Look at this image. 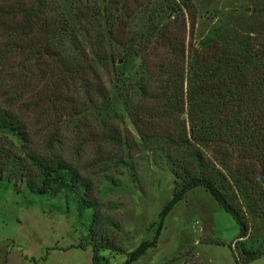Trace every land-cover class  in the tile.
I'll return each instance as SVG.
<instances>
[{
  "label": "trees",
  "instance_id": "16d2710c",
  "mask_svg": "<svg viewBox=\"0 0 264 264\" xmlns=\"http://www.w3.org/2000/svg\"><path fill=\"white\" fill-rule=\"evenodd\" d=\"M65 1L70 16L56 0H0V92H7L0 93V132L24 149L30 140L20 112L45 105L71 117L87 114L109 99L98 68L134 63L129 80L120 81L123 106L137 138L161 155L176 187L153 240L128 252L125 264L157 246L165 218L195 188L210 193L239 225L236 264L263 256L264 238L257 250L239 241L249 231L243 201L264 216V0H251L247 13L200 40L197 0ZM77 80L88 92L80 111L63 106L71 99L61 92ZM98 122L103 141L121 143L119 129ZM0 180L24 182L37 195H79L90 187L65 159L19 153L7 140L0 141ZM93 218L95 263L100 250L124 253L105 239V218L96 212Z\"/></svg>",
  "mask_w": 264,
  "mask_h": 264
},
{
  "label": "rangeland",
  "instance_id": "374dc122",
  "mask_svg": "<svg viewBox=\"0 0 264 264\" xmlns=\"http://www.w3.org/2000/svg\"><path fill=\"white\" fill-rule=\"evenodd\" d=\"M56 1L70 16L66 1ZM196 6V38L200 40L213 26L247 13L251 0H197ZM76 31L88 48L87 37L78 25ZM132 64L116 62L109 70L98 68L109 99L99 101L87 114L71 117L45 105L20 112L30 140L24 149L14 135L0 132V141L12 143L19 153L35 151L63 158L90 183L87 193L78 195L69 190L51 196L30 192L24 182L14 186L0 180V264H125L128 252L153 240L159 214L173 196L176 178L161 155L139 141L127 117L119 87L120 81L129 80ZM82 86L77 80L61 90L71 99L63 106L77 108L86 100L88 92ZM0 93L7 92L2 89ZM91 94L98 98L93 91ZM98 118L121 131L120 144L102 140ZM133 141L134 146L129 147ZM86 196L92 201L90 207ZM243 203L249 231L239 242L257 250L263 245L264 216ZM95 212L105 218L100 222L105 239L125 251L100 250L96 263L89 237L97 228ZM239 233V225L212 195L195 188L165 218L157 246L132 264H236L234 245ZM248 264H264V255Z\"/></svg>",
  "mask_w": 264,
  "mask_h": 264
},
{
  "label": "water",
  "instance_id": "95a60500",
  "mask_svg": "<svg viewBox=\"0 0 264 264\" xmlns=\"http://www.w3.org/2000/svg\"><path fill=\"white\" fill-rule=\"evenodd\" d=\"M248 10H250V9H248Z\"/></svg>",
  "mask_w": 264,
  "mask_h": 264
}]
</instances>
